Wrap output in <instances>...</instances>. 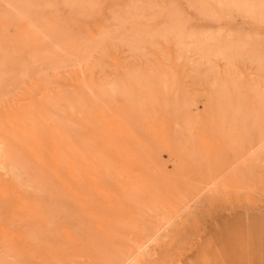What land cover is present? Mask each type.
<instances>
[{
    "label": "rangeland",
    "instance_id": "obj_1",
    "mask_svg": "<svg viewBox=\"0 0 264 264\" xmlns=\"http://www.w3.org/2000/svg\"><path fill=\"white\" fill-rule=\"evenodd\" d=\"M0 264H264V0H0Z\"/></svg>",
    "mask_w": 264,
    "mask_h": 264
}]
</instances>
